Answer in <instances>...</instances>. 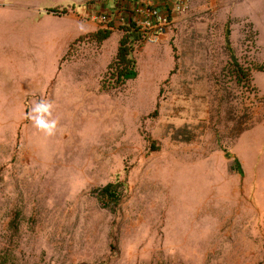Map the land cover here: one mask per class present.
Returning <instances> with one entry per match:
<instances>
[{
	"label": "rangeland",
	"instance_id": "1",
	"mask_svg": "<svg viewBox=\"0 0 264 264\" xmlns=\"http://www.w3.org/2000/svg\"><path fill=\"white\" fill-rule=\"evenodd\" d=\"M91 3L0 0V264H264V0H188L157 44Z\"/></svg>",
	"mask_w": 264,
	"mask_h": 264
},
{
	"label": "built area",
	"instance_id": "2",
	"mask_svg": "<svg viewBox=\"0 0 264 264\" xmlns=\"http://www.w3.org/2000/svg\"><path fill=\"white\" fill-rule=\"evenodd\" d=\"M188 0H169L170 9L162 11L154 5V0H139L131 11L125 23L131 25L139 35V40L144 43L157 44L166 35L172 24L170 13L183 14ZM91 19L99 23H107V15L93 14ZM126 19L122 18L120 21Z\"/></svg>",
	"mask_w": 264,
	"mask_h": 264
},
{
	"label": "crops",
	"instance_id": "3",
	"mask_svg": "<svg viewBox=\"0 0 264 264\" xmlns=\"http://www.w3.org/2000/svg\"><path fill=\"white\" fill-rule=\"evenodd\" d=\"M98 3H100V10H98ZM139 3V0H92L91 4H87L85 8H83V15L90 17L93 14H97L100 12L101 14H105L104 11H106V15L113 17L116 15V17H120V19L124 18L128 19L127 16L130 15L128 11H131L134 7H136ZM169 0H154V5L158 8H160L162 11H165L170 9V6L168 5ZM123 15V16H122ZM170 17L172 18V22L177 18V14L175 13H170ZM116 19V18H114ZM92 25V24H91ZM92 29L83 28L82 32H91L94 33L101 27H98L96 25H92ZM98 28V29H97ZM92 30V31H91ZM64 31H67L64 33ZM63 33L61 34V37L64 38L65 45L68 46L69 43H71L76 37L79 35L78 28L76 29H63ZM85 34V33H83ZM37 87V86H36ZM46 87V81L44 80L43 83H40L38 85V90L41 91Z\"/></svg>",
	"mask_w": 264,
	"mask_h": 264
},
{
	"label": "trees",
	"instance_id": "4",
	"mask_svg": "<svg viewBox=\"0 0 264 264\" xmlns=\"http://www.w3.org/2000/svg\"><path fill=\"white\" fill-rule=\"evenodd\" d=\"M127 39H129L130 41L134 42V41H140L139 40V35L134 31V29L132 28L131 25H127ZM100 32H97L94 36H96V38L98 40L101 39H105L108 37L109 32H105L103 33L102 37L100 35ZM228 36H229V30L226 28V32H225V44L228 48V51L230 53V56L232 59H234L230 49H229V40H228ZM129 51L128 49L124 46L123 43H120L118 50H117V54H116V62H118V64H121L122 67L120 68V70L117 73V77L119 79L122 80H133L136 78V72L133 69V61L130 59L129 57ZM234 166L235 169L238 173H240V166L237 160H235L234 162ZM116 186L113 184H107L106 186H104L102 189H100L99 194L102 197L105 198H109V199H113L114 195L116 194L115 192Z\"/></svg>",
	"mask_w": 264,
	"mask_h": 264
},
{
	"label": "clouds",
	"instance_id": "5",
	"mask_svg": "<svg viewBox=\"0 0 264 264\" xmlns=\"http://www.w3.org/2000/svg\"><path fill=\"white\" fill-rule=\"evenodd\" d=\"M53 107L49 100H34L30 110L25 114V119L45 137L55 136L58 130L59 120L53 117Z\"/></svg>",
	"mask_w": 264,
	"mask_h": 264
}]
</instances>
